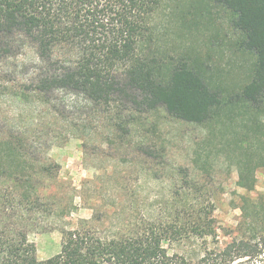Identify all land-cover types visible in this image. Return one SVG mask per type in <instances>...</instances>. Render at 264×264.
I'll return each mask as SVG.
<instances>
[{
    "label": "trees",
    "instance_id": "1",
    "mask_svg": "<svg viewBox=\"0 0 264 264\" xmlns=\"http://www.w3.org/2000/svg\"><path fill=\"white\" fill-rule=\"evenodd\" d=\"M208 1L230 14L237 49L254 57L237 90L223 87L201 59L163 49L170 0H0V92L38 116L48 108L60 118L72 110L103 121L100 154L117 159L131 148L143 163L139 180L145 164L162 166L170 152L147 127L151 115L206 126V156L224 153L237 186L250 193L264 167V0ZM42 122L0 125V264H264V202L256 207L252 195L241 194L240 220L223 226L213 191L182 165L181 184L170 185L168 198L141 205L122 187L113 221L96 226L107 216L97 212L64 228L60 252L37 259L29 233L64 199L52 190L60 167L46 153L51 141ZM200 145L192 142L196 162ZM194 241L200 254L165 246Z\"/></svg>",
    "mask_w": 264,
    "mask_h": 264
},
{
    "label": "rangeland",
    "instance_id": "2",
    "mask_svg": "<svg viewBox=\"0 0 264 264\" xmlns=\"http://www.w3.org/2000/svg\"><path fill=\"white\" fill-rule=\"evenodd\" d=\"M163 19L166 24L163 49L172 55L185 54L201 59L228 90H237L247 82L254 57L237 49L235 41L238 35L228 12L212 6L208 0H170ZM30 55L29 51L14 62ZM66 99L70 102L73 97L66 95ZM63 113L61 119L45 108L38 116L29 105H18L4 91L0 92V125L6 126L8 121H24L29 125L33 117H39V121H43L42 126H48V129L44 128V134H49L51 141L46 153L60 167L58 182L52 185V190L64 197L63 203L53 217L29 233V242L35 247L39 260L60 252L62 229L76 228L82 221H93L97 212H107V216L101 222H94L96 226L113 221L117 204L122 200V187L124 193L133 194L130 201L141 205H156L168 198L170 185L181 184L182 176L177 165L188 166L189 172L198 175L200 183L211 193L213 191L215 216L223 226L235 227L240 220L241 194L252 195L257 202L256 207L264 202V167L257 172V183L252 192L239 188L236 184L238 171L228 163L224 153L206 156L207 143L204 141L210 136L206 126L176 122L163 111L151 115L147 127L156 130L153 138L165 141L170 152L167 163L162 166L153 162L145 164L148 168L146 175L141 174L139 180L143 163L131 148L124 149V154L115 155L117 159L100 154L95 141L102 138L103 121H92L90 117V121H84L82 115L72 110H63ZM151 121L154 124L150 126ZM72 127L77 129V134H70ZM89 130L91 134L86 136ZM194 140L203 143L199 148L198 162L195 160L197 154L193 152ZM112 151L108 149V153ZM165 246L170 253L196 255L201 252L197 241L165 243Z\"/></svg>",
    "mask_w": 264,
    "mask_h": 264
}]
</instances>
